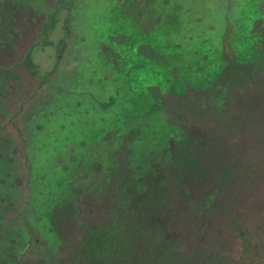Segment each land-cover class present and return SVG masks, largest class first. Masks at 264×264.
I'll return each mask as SVG.
<instances>
[{
  "label": "rangeland",
  "instance_id": "1",
  "mask_svg": "<svg viewBox=\"0 0 264 264\" xmlns=\"http://www.w3.org/2000/svg\"><path fill=\"white\" fill-rule=\"evenodd\" d=\"M167 10L188 36L216 44L227 19L237 35L179 64L161 34ZM146 150L135 201L188 244L202 224L195 205L218 184L235 206L264 207V0H0V264L79 261L85 218L114 219L113 179L90 180Z\"/></svg>",
  "mask_w": 264,
  "mask_h": 264
},
{
  "label": "trees",
  "instance_id": "2",
  "mask_svg": "<svg viewBox=\"0 0 264 264\" xmlns=\"http://www.w3.org/2000/svg\"><path fill=\"white\" fill-rule=\"evenodd\" d=\"M68 3L71 4L70 1ZM173 13V11H163L159 17L164 24H167L161 32L163 41L169 46L165 50L172 49L177 53L176 61L179 64H182L184 58L193 61V57H196L198 52H208L209 48L222 49L223 40L229 43L237 35L236 20L229 22L227 19L225 20L227 25L225 32L222 33L220 42L216 44L203 35L188 36L174 22H169L173 18ZM69 24L67 20L65 37L57 47V62L62 58L66 49L65 39L71 34ZM114 49L117 55L118 46L115 45ZM119 55L122 56L120 53ZM55 72L56 68L45 78L43 77L41 85L46 83ZM130 76L132 79L135 77L133 74ZM166 84L163 78V92H167ZM202 101L201 107L204 109L206 102ZM164 115L166 123L162 127L169 130L172 115L167 112H164ZM156 121L158 124L161 122L158 119ZM18 132L21 135V131L18 130ZM152 134H161L160 129L152 131ZM146 137H151V135ZM133 146L135 145H130L131 148ZM144 153V158L139 161L134 156L128 158L126 171L121 170L119 159L116 157L114 164L109 163L114 170L112 175L108 171L105 179L101 171L99 175L93 176L90 180L91 182L97 180V182L108 183L111 178L113 179L116 190L113 198H110L114 201V205L112 210L109 208L108 215L114 219L109 218L104 223L96 224L89 220V216L88 219L85 218L80 229L82 232V243L79 245L81 256L77 257L79 261L73 259L71 264H108L118 253H121L122 258L126 260L128 256L134 255L138 259L142 258L143 264H171V260L178 264H264V207L260 209V205L256 204L249 210V208L235 206L225 199L222 185L218 184L220 188L213 189L212 197L206 196L203 201L195 205L198 209L197 218L202 220V224H198L200 230L191 238V243L188 244L184 237H179L174 234V231H170L169 225L165 226L164 221L152 220L150 218L152 210L148 207V202L143 200L138 204L135 201L137 191L146 183L150 165L153 163L151 161L153 155L150 151L146 150ZM148 156H151L150 159ZM103 164L108 166L107 163ZM80 166L79 176L88 168L86 164ZM79 183L83 188L89 186V181L88 184L81 180ZM100 189L103 195L105 190L103 187ZM94 199L95 197L92 196L87 200L91 204L90 200ZM86 208L87 212L91 213L90 206L86 205ZM120 208L123 213H119ZM173 235L174 237H171ZM176 237L177 242L174 240ZM173 241L175 248L171 246ZM183 245L188 250L182 249Z\"/></svg>",
  "mask_w": 264,
  "mask_h": 264
},
{
  "label": "flooded vegetation",
  "instance_id": "3",
  "mask_svg": "<svg viewBox=\"0 0 264 264\" xmlns=\"http://www.w3.org/2000/svg\"><path fill=\"white\" fill-rule=\"evenodd\" d=\"M65 41H66V39H65ZM23 141H25V140H23ZM24 144H25V142H24ZM23 224L26 225V222L24 221ZM32 236H33V233H32ZM37 241H40V240H37ZM44 253H46V252L44 251Z\"/></svg>",
  "mask_w": 264,
  "mask_h": 264
}]
</instances>
